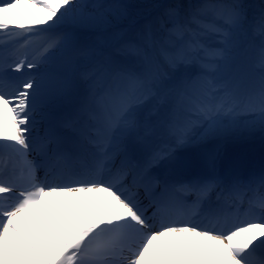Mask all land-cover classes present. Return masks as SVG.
Instances as JSON below:
<instances>
[{"label":"snow or ice","instance_id":"1","mask_svg":"<svg viewBox=\"0 0 264 264\" xmlns=\"http://www.w3.org/2000/svg\"><path fill=\"white\" fill-rule=\"evenodd\" d=\"M11 41L0 264H264V0H4Z\"/></svg>","mask_w":264,"mask_h":264},{"label":"bare ground","instance_id":"2","mask_svg":"<svg viewBox=\"0 0 264 264\" xmlns=\"http://www.w3.org/2000/svg\"><path fill=\"white\" fill-rule=\"evenodd\" d=\"M2 2H4V0H0V3ZM15 46H18L17 42L11 41V42H8L7 45H0V48L7 47L9 50V53L11 54L14 51ZM153 104H155V102H153L152 104H147V108H145V111H150L153 107ZM223 147H224V150L228 152L229 154L240 157L244 161L246 166H251L253 168L258 169L260 165L264 163V134L260 133L258 128L254 129L250 134H246L241 139L225 142ZM190 154H193V151H191ZM69 199L71 198L64 197V196H53V197L47 198V200L50 203H52L53 209L58 214L60 212V209L57 207L55 202L56 201L63 202ZM77 214L78 212H74V211L72 212L73 216H77ZM47 223L55 227V225L52 224L51 220H48ZM175 239H176L175 237H169V238H166L165 240L160 241L159 243L167 247L168 240H175ZM189 239H192V238L189 237Z\"/></svg>","mask_w":264,"mask_h":264},{"label":"rangeland","instance_id":"3","mask_svg":"<svg viewBox=\"0 0 264 264\" xmlns=\"http://www.w3.org/2000/svg\"><path fill=\"white\" fill-rule=\"evenodd\" d=\"M132 3H134V2H132ZM125 28H126V30L123 31V35H117L114 33V34L109 36L108 44H109L110 48L118 46L124 40H134L135 39L134 31L132 29L127 28V26H125ZM207 43L211 44L212 42L207 41ZM257 128L259 129L260 133L264 134V130H261L259 127H257ZM74 212H79V209L75 210Z\"/></svg>","mask_w":264,"mask_h":264},{"label":"trees","instance_id":"4","mask_svg":"<svg viewBox=\"0 0 264 264\" xmlns=\"http://www.w3.org/2000/svg\"><path fill=\"white\" fill-rule=\"evenodd\" d=\"M252 1L255 5H258L260 3V0H247L248 3L252 4ZM131 2L137 3V4H147L152 3L154 0H131Z\"/></svg>","mask_w":264,"mask_h":264}]
</instances>
